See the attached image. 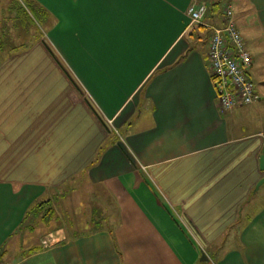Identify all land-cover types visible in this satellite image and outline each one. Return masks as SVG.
<instances>
[{
    "label": "crops",
    "instance_id": "crops-1",
    "mask_svg": "<svg viewBox=\"0 0 264 264\" xmlns=\"http://www.w3.org/2000/svg\"><path fill=\"white\" fill-rule=\"evenodd\" d=\"M27 1L42 36L0 38V264H264V0L238 23L260 99L230 111L204 0Z\"/></svg>",
    "mask_w": 264,
    "mask_h": 264
},
{
    "label": "built area",
    "instance_id": "built-area-1",
    "mask_svg": "<svg viewBox=\"0 0 264 264\" xmlns=\"http://www.w3.org/2000/svg\"><path fill=\"white\" fill-rule=\"evenodd\" d=\"M187 13L191 24L199 23L207 16L208 6L194 2ZM224 18V25L212 30L208 56L218 102L222 110L230 111L236 106L255 103L260 95L250 76L253 57L238 28L231 5L225 8ZM59 242L60 236L51 232L42 239L41 245L49 248Z\"/></svg>",
    "mask_w": 264,
    "mask_h": 264
},
{
    "label": "rangeland",
    "instance_id": "rangeland-1",
    "mask_svg": "<svg viewBox=\"0 0 264 264\" xmlns=\"http://www.w3.org/2000/svg\"><path fill=\"white\" fill-rule=\"evenodd\" d=\"M219 1L220 5V11L223 15V25L225 23L224 18V12L225 8L229 5L232 6L235 20L240 24V18L243 16L241 13V10H244V4L241 2L243 0H204L202 3H206L207 6H212L213 3ZM19 2V3H18ZM18 2H15L13 0H2V4L0 3V38L2 40L4 47H8L11 45L19 44L21 43V40L24 42L27 41H34L37 37L42 36L43 29H47L46 21L44 20L43 14L41 13L40 9L37 10V12H32L30 9L26 12L21 11V6H24L29 4L27 0H20ZM241 3V4H240ZM242 19V18H241ZM242 22V20H241ZM197 38H199L197 36ZM208 39L207 32H204L201 34L200 40L201 45H205ZM247 43L249 50L251 49L254 53V42L251 38L247 37ZM8 53V50L6 49H0V60L3 59V57ZM252 80L254 83H258V75L257 73L252 70L251 73ZM257 189V188H256ZM258 194L257 198L261 199L260 205H264V183L259 186L257 189ZM50 201L46 202L47 206ZM45 216L47 217L48 212H44ZM89 227L82 228L83 231H89ZM45 229V226H40L37 228L35 233L33 234L32 238L36 240L37 236ZM30 235V234H29ZM47 235V234H46ZM45 235V236H46ZM43 236L42 238H44ZM199 250H201L200 246L197 245ZM203 257V252L199 259L201 260Z\"/></svg>",
    "mask_w": 264,
    "mask_h": 264
},
{
    "label": "trees",
    "instance_id": "trees-1",
    "mask_svg": "<svg viewBox=\"0 0 264 264\" xmlns=\"http://www.w3.org/2000/svg\"><path fill=\"white\" fill-rule=\"evenodd\" d=\"M219 5H220V3H219V1H217V2H215V3H213L212 4V6H208V13L209 12H212V10L213 9H217V11H219V9H220V7H219ZM34 5H32L31 3H29L28 5L26 4L25 5V7L23 6L22 7V9H23V12H26V11H28L29 9H30V11H32V12H37V9L36 8H34L33 7ZM29 8V9H28ZM220 12V11H219ZM208 15V14H207ZM237 23V22H236ZM238 28H239V26H238ZM240 30V29H239ZM242 33V32H241ZM211 36H212V34H211ZM211 36H210V39H211ZM244 39H245V37H244ZM210 41V40H209ZM245 42H246V40H245ZM247 44V43H246ZM48 202V201H47ZM46 203V202H45ZM44 203H41L40 204V206L39 207H41V205H43ZM46 217V216H45ZM47 219H48V215H47Z\"/></svg>",
    "mask_w": 264,
    "mask_h": 264
},
{
    "label": "water",
    "instance_id": "water-1",
    "mask_svg": "<svg viewBox=\"0 0 264 264\" xmlns=\"http://www.w3.org/2000/svg\"><path fill=\"white\" fill-rule=\"evenodd\" d=\"M261 169L264 171V149H263V154L261 157ZM264 183V178L260 180V182L257 184L256 188L258 189L260 185ZM202 260H207L206 254L203 253Z\"/></svg>",
    "mask_w": 264,
    "mask_h": 264
}]
</instances>
